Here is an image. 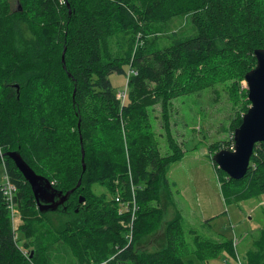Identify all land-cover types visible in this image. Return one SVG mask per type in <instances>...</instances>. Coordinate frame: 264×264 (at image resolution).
<instances>
[{
    "label": "trees",
    "instance_id": "trees-1",
    "mask_svg": "<svg viewBox=\"0 0 264 264\" xmlns=\"http://www.w3.org/2000/svg\"><path fill=\"white\" fill-rule=\"evenodd\" d=\"M180 18L188 32L170 30L162 43L165 31L157 26ZM126 32L132 44L113 51L111 39ZM256 48H264V0H16L14 6L0 0V145L4 154L18 150L57 190L74 188L64 209L40 212L29 183L5 156L22 224L14 230L1 205L0 264H60L54 260L60 250L62 264H195L178 248L179 214L158 232L161 199L170 192L167 170L183 154L169 133L171 151L160 153L149 108L159 105L167 126L173 99L216 80L228 83L234 102L242 98L245 112L250 102L239 82L255 66ZM110 73L128 76L122 104ZM214 164L225 178L222 190L235 185L227 197L264 193V142L255 143L241 179ZM93 184L112 198L92 192ZM115 193L127 212L119 213ZM56 214L67 216L60 227L51 223ZM23 240L27 255L18 247ZM259 246L243 264H264V230Z\"/></svg>",
    "mask_w": 264,
    "mask_h": 264
},
{
    "label": "rangeland",
    "instance_id": "rangeland-1",
    "mask_svg": "<svg viewBox=\"0 0 264 264\" xmlns=\"http://www.w3.org/2000/svg\"><path fill=\"white\" fill-rule=\"evenodd\" d=\"M11 2L13 6L16 4V0ZM188 27L186 21L180 18L164 27L157 26L156 31H165L160 38L163 43L168 41L166 34L170 30H178L181 34V29L184 30L183 33H187ZM130 36L129 32L114 36L111 39L112 50H127L132 44ZM124 68L127 70V66ZM108 77L122 104L126 100L128 76L110 73ZM206 80H209L207 76L204 82ZM227 85L228 83L211 80L206 85L173 99L168 111L167 126L161 107L155 105L149 108V119L160 153L165 155L171 151L167 139L169 133L183 154L167 170V187L169 185L170 192H164L161 199L164 217L158 232H161L166 221L179 214L182 233L178 248L185 261L192 259L195 264H243L249 252L261 249L259 244L264 230V193L242 200L227 197V191L235 185L231 183L222 190L225 178L223 174H218L212 160V146L219 144L221 149H228L230 143L233 144L231 124L237 116L244 114L240 110L242 98L237 96V103L234 102ZM239 87L246 89L245 80L239 82ZM119 93L124 97H119ZM2 152L4 154L3 150ZM4 156L6 155L0 159V165L6 164ZM91 191L96 194L105 193L108 199L112 198L111 192L101 185L93 184ZM115 194L116 200L118 194ZM117 202L119 213L128 211L127 202ZM14 209L15 214L11 216L8 211V215L12 228L17 231L22 224V217L16 203ZM66 217L56 214L52 216L51 223L54 227H60ZM127 226L130 229L128 237H131V222ZM23 242L24 240L19 242L18 247L27 255L28 247ZM218 243L222 245L217 246ZM145 247L152 250L156 245L153 242ZM230 248L234 252L231 253ZM61 259H66L63 250L54 254L55 262L62 264Z\"/></svg>",
    "mask_w": 264,
    "mask_h": 264
},
{
    "label": "water",
    "instance_id": "water-1",
    "mask_svg": "<svg viewBox=\"0 0 264 264\" xmlns=\"http://www.w3.org/2000/svg\"><path fill=\"white\" fill-rule=\"evenodd\" d=\"M253 54L256 64L244 75L250 104L242 115L241 123L233 130L232 149H219L212 155L217 167L225 172L227 177L235 180L246 174L255 143L264 142V48L254 49ZM5 155L13 160L29 183L40 212L57 210L73 191L74 188L64 193L57 190L47 177L36 173L27 164L18 150L5 152ZM83 155L82 150V158ZM79 184L80 181L77 185ZM83 200V197L79 198V202ZM31 256L32 252L29 257Z\"/></svg>",
    "mask_w": 264,
    "mask_h": 264
},
{
    "label": "built area",
    "instance_id": "built-area-1",
    "mask_svg": "<svg viewBox=\"0 0 264 264\" xmlns=\"http://www.w3.org/2000/svg\"><path fill=\"white\" fill-rule=\"evenodd\" d=\"M119 97L121 96L119 93ZM3 152L2 147L0 145V159L3 158ZM5 157V156H4ZM17 192V186L16 183L12 181L10 178L8 171L6 169V166L4 164L0 165V207L1 205L5 206L9 212L10 215L13 216L15 214V196ZM118 197H116V200L118 201Z\"/></svg>",
    "mask_w": 264,
    "mask_h": 264
},
{
    "label": "flooded vegetation",
    "instance_id": "flooded-vegetation-1",
    "mask_svg": "<svg viewBox=\"0 0 264 264\" xmlns=\"http://www.w3.org/2000/svg\"><path fill=\"white\" fill-rule=\"evenodd\" d=\"M64 203H65V202H64ZM64 205H65V204L60 205V206L58 207V209L63 208Z\"/></svg>",
    "mask_w": 264,
    "mask_h": 264
}]
</instances>
